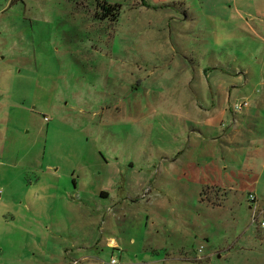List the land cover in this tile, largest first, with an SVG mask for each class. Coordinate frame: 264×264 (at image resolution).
<instances>
[{
	"label": "rangeland",
	"instance_id": "374dc122",
	"mask_svg": "<svg viewBox=\"0 0 264 264\" xmlns=\"http://www.w3.org/2000/svg\"><path fill=\"white\" fill-rule=\"evenodd\" d=\"M262 11L0 0V264H264V205L252 222L247 200L264 196V146L247 148L264 121L245 111L264 104ZM210 90L235 92L229 150L197 135Z\"/></svg>",
	"mask_w": 264,
	"mask_h": 264
},
{
	"label": "crops",
	"instance_id": "0c3cea01",
	"mask_svg": "<svg viewBox=\"0 0 264 264\" xmlns=\"http://www.w3.org/2000/svg\"><path fill=\"white\" fill-rule=\"evenodd\" d=\"M262 12H264V11H262ZM227 17H229V13L227 14ZM214 60H215L213 62L214 65L219 63L218 60H216V59H214ZM214 65H213L212 69H218L217 66H214ZM190 71L195 73L196 69L194 67H191ZM220 71L223 72V70H220ZM197 72L203 74V73H205V70L203 71L202 68H198ZM217 91L218 90H214V91L210 90V106H209V110L205 109L206 115L209 113L207 115V117L205 118L206 127L208 129H210L211 131H213V132H209L207 134H204L205 136L209 135L207 137H205L203 135V133L200 132V131L197 132V135H199L198 137L200 139H203V140L207 139L210 142L224 143L225 146L229 145L228 147L225 148L226 150H229V149H231V146L236 141V136H237V133H238L237 129H236V126L234 125V117L232 116V113H231V110H230V108L232 106L229 105V104L234 103V101H235L234 98L232 97L235 94V92L233 90H228V91L220 90L221 95L223 97L219 100V103H217V100L214 98L217 95ZM181 93H182L183 96L185 94V97L194 96L196 98V97H200L201 96V91L200 90H195V89L193 91L182 90ZM246 99H248V98H246ZM183 103L187 104V101L185 102V99H183ZM226 103H227V105H226ZM188 104H190V105L192 104V105H194V107L197 110L202 111V106H201L202 104H201V101L199 100V98L191 99L190 101H188ZM245 108H246L245 111H247L249 113L252 112V115H250V117L252 116L251 118H255L256 117L260 121L261 120L264 121V104L250 105V106H246ZM223 124H225V126ZM224 127H226V129ZM201 136L204 137V138H202ZM247 145H248L247 148L249 150L252 149V151H256L254 149H259V147L262 146V145L264 146V137L262 139H260V140L251 138L250 140L247 141ZM263 168H264V162L261 164V169H263ZM107 182H108L107 184L103 185V187L100 188V189H103V190H99V193H101V192L105 193V189H108L107 186H111V184L114 183V180H111L109 178V180ZM255 191L250 193V194L255 196V201L253 202L254 203L253 204V209L255 208V209H257L259 211V208L262 209V205H264V196L260 195V198L262 200H259V197H258L259 196V192H258L257 188L255 189ZM104 195H106V193ZM256 202H258L259 205H257ZM249 203H252V202H249ZM249 209H250V206H249ZM104 244L105 245L108 244L109 246H113V247L116 246V243L114 241H112V240H110V242H105Z\"/></svg>",
	"mask_w": 264,
	"mask_h": 264
},
{
	"label": "trees",
	"instance_id": "16d2710c",
	"mask_svg": "<svg viewBox=\"0 0 264 264\" xmlns=\"http://www.w3.org/2000/svg\"><path fill=\"white\" fill-rule=\"evenodd\" d=\"M100 8L104 9L105 12H109V14H112L113 17H115L117 14L115 11H117V7L116 6H110V5H107L105 2H103L102 4L99 5ZM100 194H102V196L105 194L103 192H101Z\"/></svg>",
	"mask_w": 264,
	"mask_h": 264
},
{
	"label": "built area",
	"instance_id": "2783aa9c",
	"mask_svg": "<svg viewBox=\"0 0 264 264\" xmlns=\"http://www.w3.org/2000/svg\"><path fill=\"white\" fill-rule=\"evenodd\" d=\"M246 106V102H243L242 104H238L237 105V110H240L242 107ZM247 200L249 202H254L255 201V196H253L252 194H250L247 198ZM253 213H252V219L251 221L254 222L255 221V218H256V209L254 208L253 210Z\"/></svg>",
	"mask_w": 264,
	"mask_h": 264
}]
</instances>
